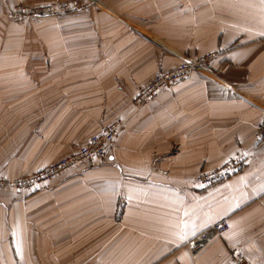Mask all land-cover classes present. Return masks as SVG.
Listing matches in <instances>:
<instances>
[{
  "label": "crops",
  "instance_id": "0c3cea01",
  "mask_svg": "<svg viewBox=\"0 0 264 264\" xmlns=\"http://www.w3.org/2000/svg\"><path fill=\"white\" fill-rule=\"evenodd\" d=\"M78 1L0 0V175L121 123L94 166L0 190V264H227L235 248L264 264V0ZM208 52L206 70L134 105L157 72ZM239 157L228 178L198 181ZM222 217L230 228L193 251Z\"/></svg>",
  "mask_w": 264,
  "mask_h": 264
},
{
  "label": "built area",
  "instance_id": "2783aa9c",
  "mask_svg": "<svg viewBox=\"0 0 264 264\" xmlns=\"http://www.w3.org/2000/svg\"><path fill=\"white\" fill-rule=\"evenodd\" d=\"M91 1L94 2L95 0ZM78 2H76V5L81 4L80 1ZM54 11L55 10L51 6L33 9L18 6L14 13L19 15L32 13L33 15L43 16ZM215 57V52H208L197 57H185L179 65L157 72L145 86L140 88L134 99V105L136 107L143 106L176 82L187 79L193 71L206 70L211 60ZM120 123V121H115L108 124L101 131L93 134L85 144L78 148V150L67 156L61 157L49 167L38 172L17 178H6L0 175V190L10 189L18 192H33L45 186L69 168L80 165L86 167L94 166L98 160L105 158L108 150L114 144ZM256 142L258 144H264V117L257 126ZM243 166L244 159L242 157L235 158L219 168L201 172L198 176V181L204 185H210L228 178L242 169ZM230 225L229 217L220 218L190 240V247L195 252L200 251L212 238L225 233L230 228ZM231 256V260L227 264H247L246 254L241 248L233 249Z\"/></svg>",
  "mask_w": 264,
  "mask_h": 264
},
{
  "label": "rangeland",
  "instance_id": "374dc122",
  "mask_svg": "<svg viewBox=\"0 0 264 264\" xmlns=\"http://www.w3.org/2000/svg\"><path fill=\"white\" fill-rule=\"evenodd\" d=\"M83 0H80V2H82ZM86 1V0H85ZM91 1V0H90ZM51 13L49 14H46V15H43V16H38V15H33L32 13L30 14H27V15H19V14H16L14 13L13 15L16 16V17H23V16H27V17H36V18H41V17H46V16H49ZM29 15V16H28ZM197 57V56H196Z\"/></svg>",
  "mask_w": 264,
  "mask_h": 264
}]
</instances>
